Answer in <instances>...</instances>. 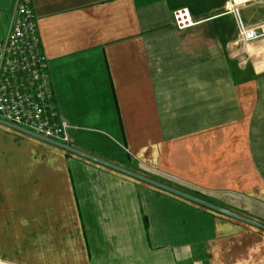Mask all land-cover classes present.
Masks as SVG:
<instances>
[{"label":"crops","instance_id":"1","mask_svg":"<svg viewBox=\"0 0 264 264\" xmlns=\"http://www.w3.org/2000/svg\"><path fill=\"white\" fill-rule=\"evenodd\" d=\"M32 1L72 146L264 224V38L228 0ZM0 264H264V230L0 124Z\"/></svg>","mask_w":264,"mask_h":264},{"label":"built area","instance_id":"2","mask_svg":"<svg viewBox=\"0 0 264 264\" xmlns=\"http://www.w3.org/2000/svg\"><path fill=\"white\" fill-rule=\"evenodd\" d=\"M258 0H228L236 17L238 46L264 38V22L248 26L242 8ZM179 29L194 25L189 8L174 12ZM0 118L64 144H71L69 124L59 116L54 88L38 36L32 0H17L7 32L0 38Z\"/></svg>","mask_w":264,"mask_h":264},{"label":"water","instance_id":"3","mask_svg":"<svg viewBox=\"0 0 264 264\" xmlns=\"http://www.w3.org/2000/svg\"><path fill=\"white\" fill-rule=\"evenodd\" d=\"M0 124L12 127V128H14L16 130H19V131H22V132L27 133L29 135H32V136H34L36 138H39V139H41L43 141H46V142H48L50 144H53V145H55L57 147H60V148L66 150L68 152L77 154L79 156H82L84 158L92 160V161H94L96 163H99L101 165H104V166L109 167L111 169H114L116 171H119L121 173L129 175L131 177H134L136 179H139L141 181H144L146 183H149V184L154 185L156 187H159L161 189H164V190H166L168 192L176 194V195H178L180 197H183L185 199L193 201V202H195L197 204H200V205H202L204 207H207L209 209H212L214 211H217L219 213H222L224 215H227V216H230L232 218L238 219L240 221H243L245 223H248L250 225H253L255 227H258V228L264 230V224L259 222V221H256V220L251 219V218H249L247 216H244V215H241L239 213H236V212H234V211H232L230 209L222 207V206H220L218 204L210 202V201H208L206 199H203L201 197H198V196H196L194 194H191V193L183 191V190H181L179 188L173 187V186H171L169 184H166V183H163L161 181H158V180H156L154 178H151V177H149L147 175L141 174L139 172H136V171H134L132 169H129L127 167H124L122 165H119L117 163L109 161L107 159H104V158L99 157L97 155H94L92 153H89V152L83 151L81 149H78V148H76V147H74V146H72L70 144H64V143H61L59 141L53 140V139L48 138V137H46L44 135L38 134V133H36V132H34V131L30 130V129H27L25 127H22L20 125L14 124L12 122H9V121L1 119V118H0Z\"/></svg>","mask_w":264,"mask_h":264},{"label":"rangeland","instance_id":"4","mask_svg":"<svg viewBox=\"0 0 264 264\" xmlns=\"http://www.w3.org/2000/svg\"><path fill=\"white\" fill-rule=\"evenodd\" d=\"M9 10H3L0 17V38L4 36L9 26Z\"/></svg>","mask_w":264,"mask_h":264}]
</instances>
